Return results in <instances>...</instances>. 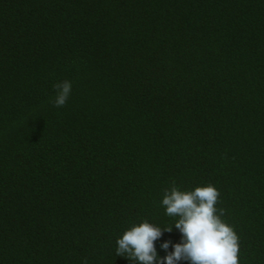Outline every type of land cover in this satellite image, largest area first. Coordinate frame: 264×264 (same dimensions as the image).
Returning a JSON list of instances; mask_svg holds the SVG:
<instances>
[{
	"label": "trees",
	"instance_id": "obj_1",
	"mask_svg": "<svg viewBox=\"0 0 264 264\" xmlns=\"http://www.w3.org/2000/svg\"><path fill=\"white\" fill-rule=\"evenodd\" d=\"M204 184L264 264V0H0V264H133Z\"/></svg>",
	"mask_w": 264,
	"mask_h": 264
},
{
	"label": "clouds",
	"instance_id": "obj_2",
	"mask_svg": "<svg viewBox=\"0 0 264 264\" xmlns=\"http://www.w3.org/2000/svg\"><path fill=\"white\" fill-rule=\"evenodd\" d=\"M71 81L56 85L54 104L62 106L70 92ZM219 192L213 184L198 185L191 190L178 186L166 190L160 204L165 215L174 217L171 226L161 227L148 220L132 224L116 240V254L133 264H239L238 237L233 227L222 219L223 209L216 207ZM175 228L178 241L156 242L164 232ZM164 250V255L160 254Z\"/></svg>",
	"mask_w": 264,
	"mask_h": 264
}]
</instances>
